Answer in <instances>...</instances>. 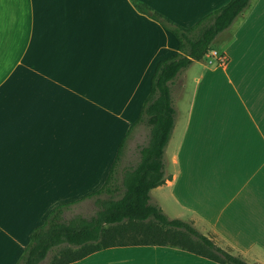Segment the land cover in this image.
<instances>
[{"label": "crops", "instance_id": "crops-1", "mask_svg": "<svg viewBox=\"0 0 264 264\" xmlns=\"http://www.w3.org/2000/svg\"><path fill=\"white\" fill-rule=\"evenodd\" d=\"M142 1L184 27L226 5ZM258 3L232 47L213 49L226 65L212 54L203 60L206 72L183 119L176 107L169 178L153 200L167 199L176 218L222 249L264 264V0ZM177 43L130 0H0V264L18 262L54 208L103 187L157 64ZM184 88L176 84L175 104ZM125 153L124 164L133 161ZM72 264L218 263L172 247L120 246Z\"/></svg>", "mask_w": 264, "mask_h": 264}, {"label": "trees", "instance_id": "trees-1", "mask_svg": "<svg viewBox=\"0 0 264 264\" xmlns=\"http://www.w3.org/2000/svg\"><path fill=\"white\" fill-rule=\"evenodd\" d=\"M251 1L230 0L224 5L226 11L221 8L214 10L217 15L215 25L200 39L196 34V27L213 12L199 19L194 25L184 27L142 0H136L135 5L130 0L139 13H142L139 11L140 6H150L153 15L161 16L165 23L175 24L182 30L189 31L194 41L190 46L191 56L187 57L191 62L177 63L170 56L157 64L150 94L138 119L130 126L122 140L103 187L80 201L54 208L45 223L33 230L24 252L32 247L36 234L42 233L43 237L35 250V257L46 264H72L99 251L120 246H166L206 259L211 255L214 258L209 260L218 264H254L216 245L192 222L170 218L153 202V190L165 184L169 178L166 149L178 120L175 86L186 70L211 54L218 36L234 24L250 7ZM154 21L168 31L164 24L158 20ZM161 65H168V71L163 78L160 77ZM141 124L149 129L148 141L138 148V158L135 162L124 164L127 141ZM85 199L94 200L97 211L91 216L75 214L68 217L67 213L71 208L83 203ZM194 234H198L201 239H194ZM22 260L23 255L16 264H21Z\"/></svg>", "mask_w": 264, "mask_h": 264}, {"label": "rangeland", "instance_id": "rangeland-1", "mask_svg": "<svg viewBox=\"0 0 264 264\" xmlns=\"http://www.w3.org/2000/svg\"><path fill=\"white\" fill-rule=\"evenodd\" d=\"M259 0H252L251 4L254 6L257 4L258 6L262 7L263 4L258 3ZM249 9H247L242 15L238 17V19L234 22V24L225 32L220 34L218 38L215 40L213 44V49H217L220 53H224L228 51L232 47V44L235 40L236 32L239 28H241V24L245 21L244 15L249 14ZM244 20V21H243ZM247 38V36H246ZM215 60V59H214ZM208 63L205 61H200L194 63L188 70H186L179 78V81L184 83L185 88L181 96H177L176 99L179 101L176 102V107L181 110V119L188 113L190 109V103L194 99L196 89L198 87L197 80L200 78L202 73L206 72V66ZM186 78V79H185ZM178 81V82H179ZM180 119V120H181ZM149 137V129L146 125L141 124L139 125L129 137L127 141V152L129 150V158L133 157V161L135 162L138 158V148L143 146L147 143ZM156 203V198L153 200ZM161 208L170 218H176L180 212L174 210V206H172L167 199L161 200L160 204ZM97 211L96 204L94 200L83 202L79 205H76L71 208V210L67 213L68 217H72L75 214H82L84 216H91ZM230 251V250H229ZM231 252V251H230Z\"/></svg>", "mask_w": 264, "mask_h": 264}, {"label": "snow or ice", "instance_id": "snow-or-ice-1", "mask_svg": "<svg viewBox=\"0 0 264 264\" xmlns=\"http://www.w3.org/2000/svg\"><path fill=\"white\" fill-rule=\"evenodd\" d=\"M133 4H136V0H132ZM170 3L174 4H183L187 2V0H169ZM225 4H227V0H225ZM220 8L222 11H226L227 8L224 5H220ZM139 11L143 14L151 17L154 20H158L160 23L164 24V26L168 29L169 32L173 33L175 35V38L177 39V51L172 53L173 59L177 63H184L189 64L191 61L187 58L191 56L190 46L194 43L191 36L189 35V31L182 30L175 24H169L165 23L163 18L159 15H153V12L151 10V7H144L140 6ZM217 15L215 12L213 14L206 16L200 24L196 27V34L197 36L202 39L203 34L209 30H211L216 22ZM198 42V41H196ZM206 50V49H205ZM168 71V65H161L160 67V77L163 78L165 74ZM2 114H3V100L0 98V155H2V149H3V141H2V127H3V120H2ZM4 216V172H3V162L2 159H0V221L3 220ZM43 234L37 233L35 236V242L32 245L31 248L27 249L22 255L23 260L21 261V264H46V262L39 261L35 257V250L39 247V244L42 240ZM194 239L199 240L201 237L198 234H194ZM215 251V249H213ZM209 259H213L214 257L209 255Z\"/></svg>", "mask_w": 264, "mask_h": 264}, {"label": "built area", "instance_id": "built-area-1", "mask_svg": "<svg viewBox=\"0 0 264 264\" xmlns=\"http://www.w3.org/2000/svg\"><path fill=\"white\" fill-rule=\"evenodd\" d=\"M211 54H212V57H213L214 59H216L217 62H218L219 64H221V65H226V63H227V58H226V56H224L223 54H219V53L216 52V51H212Z\"/></svg>", "mask_w": 264, "mask_h": 264}]
</instances>
